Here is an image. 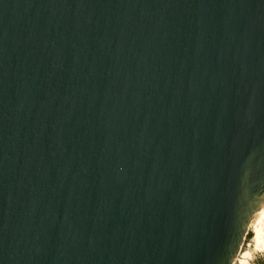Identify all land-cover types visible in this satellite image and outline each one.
<instances>
[{"label":"water","instance_id":"95a60500","mask_svg":"<svg viewBox=\"0 0 264 264\" xmlns=\"http://www.w3.org/2000/svg\"><path fill=\"white\" fill-rule=\"evenodd\" d=\"M264 204V0H0V264H234Z\"/></svg>","mask_w":264,"mask_h":264},{"label":"rangeland","instance_id":"374dc122","mask_svg":"<svg viewBox=\"0 0 264 264\" xmlns=\"http://www.w3.org/2000/svg\"><path fill=\"white\" fill-rule=\"evenodd\" d=\"M259 231L260 239L257 238L258 233L256 234ZM234 264H264V223L262 221L260 223L256 218L253 220Z\"/></svg>","mask_w":264,"mask_h":264},{"label":"bare ground","instance_id":"6f19581e","mask_svg":"<svg viewBox=\"0 0 264 264\" xmlns=\"http://www.w3.org/2000/svg\"><path fill=\"white\" fill-rule=\"evenodd\" d=\"M255 218H256V220L258 221V222H260L261 223V221L264 223V204H263V206L261 207V209H260V211L256 214V216H255ZM259 226V225H258ZM260 229V228H259ZM260 232V231H259ZM259 232H256V234L258 235V239H260V237H261V232L259 233ZM258 241V240H257ZM262 241V240H261Z\"/></svg>","mask_w":264,"mask_h":264}]
</instances>
